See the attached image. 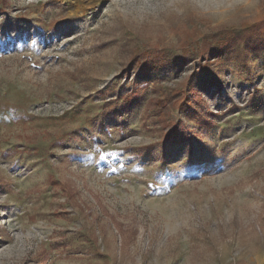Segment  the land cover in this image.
Listing matches in <instances>:
<instances>
[{
  "label": "rangeland",
  "instance_id": "374dc122",
  "mask_svg": "<svg viewBox=\"0 0 264 264\" xmlns=\"http://www.w3.org/2000/svg\"><path fill=\"white\" fill-rule=\"evenodd\" d=\"M0 264H264V0H0Z\"/></svg>",
  "mask_w": 264,
  "mask_h": 264
}]
</instances>
